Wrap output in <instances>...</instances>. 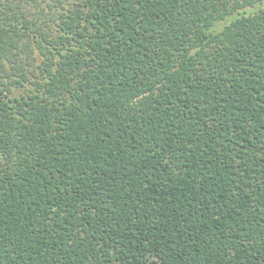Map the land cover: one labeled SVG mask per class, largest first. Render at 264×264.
I'll return each instance as SVG.
<instances>
[{"label":"trees","instance_id":"trees-1","mask_svg":"<svg viewBox=\"0 0 264 264\" xmlns=\"http://www.w3.org/2000/svg\"><path fill=\"white\" fill-rule=\"evenodd\" d=\"M0 264H264V0H0Z\"/></svg>","mask_w":264,"mask_h":264}]
</instances>
